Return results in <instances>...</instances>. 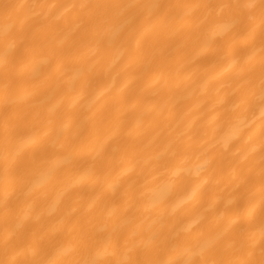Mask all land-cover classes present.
<instances>
[{
	"label": "bare ground",
	"instance_id": "6f19581e",
	"mask_svg": "<svg viewBox=\"0 0 264 264\" xmlns=\"http://www.w3.org/2000/svg\"><path fill=\"white\" fill-rule=\"evenodd\" d=\"M0 264H264V0H0Z\"/></svg>",
	"mask_w": 264,
	"mask_h": 264
}]
</instances>
